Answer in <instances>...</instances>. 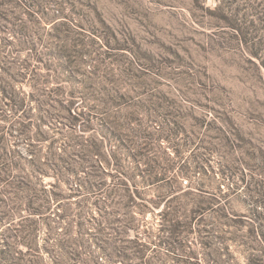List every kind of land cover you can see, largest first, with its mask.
Returning a JSON list of instances; mask_svg holds the SVG:
<instances>
[{
    "label": "rangeland",
    "instance_id": "rangeland-1",
    "mask_svg": "<svg viewBox=\"0 0 264 264\" xmlns=\"http://www.w3.org/2000/svg\"><path fill=\"white\" fill-rule=\"evenodd\" d=\"M11 62L19 78L1 72L0 85L23 100L20 120H65L52 96L20 80L30 63L40 80L65 87L59 105L88 112L105 97L159 127L157 161L169 167L161 172L173 187L211 196L213 254L197 247L203 264H219L215 255L264 264V0H0V71ZM3 110L7 122L18 117ZM127 165L108 167L107 182L133 172L143 197L160 193L142 181L143 161ZM66 192L51 201L60 228L84 198L75 181ZM94 199L83 203L87 222L98 215ZM160 209L148 208L139 228L155 231Z\"/></svg>",
    "mask_w": 264,
    "mask_h": 264
},
{
    "label": "trees",
    "instance_id": "trees-1",
    "mask_svg": "<svg viewBox=\"0 0 264 264\" xmlns=\"http://www.w3.org/2000/svg\"><path fill=\"white\" fill-rule=\"evenodd\" d=\"M20 42L26 48L27 40ZM32 66L24 64L20 80L27 79L32 93L52 96L58 103L51 106L65 120L48 128H43L50 119L45 114L35 124L20 120L23 100L0 85V264H203L198 248L203 258L213 254L212 209L206 203L211 196L173 187L161 172L169 167L157 161L160 128L119 112L117 103L105 97L88 112L77 110L72 100L59 105L65 87L50 85L47 77L40 80ZM14 67L11 62L0 73L18 77ZM4 105L13 110V119L18 115L14 121L7 122ZM140 160L146 164L142 181L160 191L149 199L138 190L133 172L106 180L108 167L134 169ZM45 177L53 180L43 183ZM73 181L84 198L78 217L65 215L60 228L53 222L51 201L70 197L66 189ZM91 197L98 211L95 222L83 217V203ZM64 205L67 209L70 202ZM152 206H161L159 225L155 231L140 229ZM248 231L255 233L251 227ZM215 261L222 264L219 255ZM248 264L261 263L252 258Z\"/></svg>",
    "mask_w": 264,
    "mask_h": 264
}]
</instances>
